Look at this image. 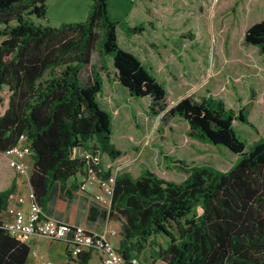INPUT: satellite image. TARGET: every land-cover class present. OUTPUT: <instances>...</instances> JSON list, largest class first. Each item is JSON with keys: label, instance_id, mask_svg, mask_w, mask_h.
<instances>
[{"label": "trees", "instance_id": "trees-1", "mask_svg": "<svg viewBox=\"0 0 264 264\" xmlns=\"http://www.w3.org/2000/svg\"><path fill=\"white\" fill-rule=\"evenodd\" d=\"M48 1L0 0V264H27L32 251L2 221L18 180L5 154L23 136L34 162L31 201L46 218L53 197L60 192L71 199L90 171L99 180L115 176L111 207H100L122 222L118 252L127 264L146 250L151 264H264V105L257 108L256 92L239 111L212 97H187L169 110L188 124L190 139L239 157L228 171L160 152L170 168L187 174L184 181L165 180L149 169L133 177L122 172L128 150L116 145L112 114L99 99L105 78L113 76L132 98L149 101V116L168 109L163 83L119 42L120 30L130 39L146 26L112 22L108 0H89L83 22L37 25L34 18H46ZM181 38L193 41L194 33ZM243 44L264 59V19L246 31ZM97 45L100 67L93 63ZM148 45L162 59L160 45ZM236 122L261 138L249 146ZM94 253L74 258L67 249L66 264H90Z\"/></svg>", "mask_w": 264, "mask_h": 264}, {"label": "crops", "instance_id": "crops-1", "mask_svg": "<svg viewBox=\"0 0 264 264\" xmlns=\"http://www.w3.org/2000/svg\"><path fill=\"white\" fill-rule=\"evenodd\" d=\"M58 1L62 2V4L67 2V0ZM142 1L145 2L142 8L147 16L140 20V22H133L131 25H139L140 23L146 26V31L144 34L134 36L130 39L122 35L123 43H120V45L125 50L137 56V53H140L141 57H143L141 48L151 51L153 49L149 47L148 43H155L154 40H149L148 34L162 31L163 36L158 39L162 59L158 56L160 61L157 62V65L161 72V78L163 77V79H166L169 83V87L166 89L168 109L157 117L149 116L147 114L149 101H138L132 98L129 93L117 83L113 76L110 79L105 78L103 93L101 95V97L104 94L106 96L104 103L106 108L104 109L110 113L112 111L117 117L115 122L113 121L115 123L116 145L119 147L125 146L126 148L124 149L128 150L120 161L121 169L123 168L122 172L129 173L133 177L141 175L145 167L144 165H146V169L154 173L156 172L152 168H158L160 166L161 168L164 167V171H166L165 169L168 171L172 169L164 156L160 155V152H163L165 156L173 158L172 155L175 153L174 147L176 146V142L179 141V138L185 140L187 145L190 146L198 142L190 139L188 135L184 136L185 132L189 131V126L186 122L169 114V110L181 100L187 97H192L196 100L202 97H212L230 102L229 105L226 103L228 108L236 105L235 111H239V109L249 101V95H245L244 101H238V89L242 90L245 85L250 87L251 82H255L260 88V93L256 91L257 108L264 105V84L263 87L261 86L262 82L264 83L263 57L259 55L260 57H258L256 63H252L247 58H237L233 55H229L228 50L225 48V43H223L220 50L216 48L215 43H217V35L215 31L217 29H213L215 26V24L213 25V20H217V25H220V0ZM245 1L254 2V0ZM131 2L133 1L131 0ZM237 3V12H240L242 7L239 6V2ZM147 9L150 13H147ZM237 12L235 14H237ZM108 13L110 15L109 0ZM133 14V11H131L128 17L132 18ZM85 15L87 18L88 13ZM65 23L67 22H62V24ZM150 23L153 24V28L149 25ZM62 24H60V26ZM194 25L197 31L194 33V40L182 39L181 34L187 33L188 31L193 32ZM252 25L253 24L250 23L244 26V35ZM120 31L118 32L119 42L121 39L120 33L122 32ZM145 36L146 38H144ZM214 39L215 42H213ZM199 42H202V46ZM182 46L184 50L181 49ZM244 50L247 51L246 49ZM164 51L172 53L169 58L170 63H177L176 60H179L177 65L180 67L178 71L181 77H178V75L168 70V63L164 56ZM152 54L155 55L153 52ZM184 56V60L186 61L185 65L182 64ZM138 57L140 58V56ZM140 59L145 65L143 58ZM96 64L97 67H100L101 61L99 60ZM161 78L157 77V79L163 83ZM229 80H232L233 84H231ZM124 101H127V104H125ZM179 131L182 132L180 137L178 136ZM253 131L257 136L254 137V141L257 142L261 136L255 130ZM162 132L164 133L163 139L159 136L162 135ZM162 145H165L166 148H160ZM201 147L206 148V146ZM133 148H138V152H135ZM6 158L8 159V157ZM238 158V156L234 157V161L237 162ZM152 159L158 164L157 167L150 162ZM160 159L162 163L159 161ZM17 161L23 166L24 171L22 173L16 171L18 173L17 187L12 196L24 197L26 203L23 207L25 210H28L32 197L29 179L33 171L34 162L31 156L17 159ZM165 162L166 165H163ZM235 162L225 165V171H228ZM191 165H194V163H191ZM26 167H29L28 170ZM184 175L187 174L184 173ZM78 179L83 181L84 177L79 176ZM82 185H86V189L80 190L71 199L65 198L60 192L57 193L47 205L45 210L47 216L58 221L82 226L89 231L104 234L111 240L115 248L119 249L122 244V222L115 218H107L100 205L96 202L95 197L100 194L98 177L95 174H91L90 171V177L84 181ZM3 218L7 220V217L4 216ZM111 231H116L118 235L112 236ZM159 240L163 244L165 243L163 239ZM56 242L59 243L61 241H51L43 237L30 239L27 243L30 245L32 251L27 264H35L31 258L39 256L41 251L46 254V261L51 260L49 255ZM67 249L68 246L66 245V253ZM149 254L150 251L146 250L141 255V264H146L147 259L150 258L148 257L150 256ZM96 255L100 263L103 264L100 256L98 254Z\"/></svg>", "mask_w": 264, "mask_h": 264}, {"label": "rangeland", "instance_id": "rangeland-1", "mask_svg": "<svg viewBox=\"0 0 264 264\" xmlns=\"http://www.w3.org/2000/svg\"><path fill=\"white\" fill-rule=\"evenodd\" d=\"M110 2V15L109 18L112 22H120V21H126L132 24L133 22H140L146 15V12L143 11L142 6L145 4L142 0H137L136 2H131V0H109ZM239 6H241L240 12L238 11V3ZM62 6H61V5ZM86 4V5H85ZM89 6L90 2L89 0H67L66 3L62 4V2H59L58 0H49L47 2V8H48V14L45 19H37L34 18V22L37 25L42 26H51V27H59L62 22H83L86 20V15L89 12ZM219 22L220 25H217V20H213V25L215 24L213 29H217L215 31L216 37V48L217 50H220L222 48L223 43H225V48L228 50L229 55H233L237 58H247L252 63H256L259 54L257 52V49L255 47H249L245 46L242 42L244 33L243 28L247 24H255L257 22H260L264 19V0H254V2H247L245 0H220L219 1ZM133 11V17L130 18L128 15L130 12ZM237 12V14H235ZM144 22V21H141ZM140 24V23H139ZM147 24V23H146ZM226 29V30H225ZM121 32V31H120ZM196 26L193 27V33H196ZM222 32V33H221ZM121 34L120 43H123V36L125 37V34L123 32ZM123 35V36H122ZM149 40H154L156 44L159 45L158 39L163 36L162 31H158L155 33H150ZM211 36V33H210ZM146 38V36L144 37ZM215 42V39L213 40ZM202 46V42H199ZM99 48L100 45H97V50L93 55V63L96 64L98 61H101V58L99 56ZM183 49V46L181 47ZM246 49L247 51H245ZM184 50V49H183ZM244 50V51H243ZM141 51L143 53V57H141L140 53H137L140 58H143L145 61V67L148 69H151L152 72L159 78H161V72L158 69L157 62L160 61L158 57V53L155 50H143L141 48ZM155 53V55L152 54ZM161 52V51H160ZM172 53H169L167 51H164V56L167 60V68L170 72H173L174 74L178 75V77H181L179 75V69L180 67L177 65L179 63V60H176L177 63H170L169 58ZM185 56L183 57V65H185L186 61L184 60ZM262 62L264 63V59H262ZM162 82L164 83L165 89H168L169 83L166 79L161 78ZM230 81V80H229ZM231 84H233V81H230ZM262 82V87H263ZM258 91L260 93L259 85H257L255 82H251L250 87L247 85L243 86V89H238V101H244L245 95H249L250 91ZM106 100L105 94L99 99V102L103 108H106L104 106ZM225 104L228 105L230 102L224 101ZM125 104H127V101H124ZM232 109L236 110V105L231 107ZM113 121L116 120V115L111 111ZM115 124V123H114ZM235 129L238 132V134L245 139L249 146H252L254 144V137H257L255 132L247 125L241 124L236 122ZM131 130V129H130ZM181 131H179L178 136H181ZM116 134V133H115ZM162 135H159L162 139L164 138V133H161ZM188 135V132H185L186 136ZM206 146V148H202L201 146ZM160 148H166L165 145H162ZM192 149V150H191ZM175 153L172 155L174 159H180L183 160L189 164L194 163V165H211L215 167L216 169L220 171L225 172V165L233 164L234 157L237 155L231 153L229 150H227L224 147H215L209 144H204L200 142H196L193 146L187 145V142L183 139L179 138V141L176 142V146L174 147ZM193 151V152H192ZM167 153V152H166ZM162 163V160H159ZM150 162L157 167V163L154 159L150 160ZM236 163V162H235ZM234 163V164H235ZM163 165H166V162L163 163ZM162 165V166H163ZM144 169H146V165H144ZM29 167H26L28 170ZM163 168V169H162ZM158 167V168H152L159 177L164 178L168 181H173L176 183H180L184 181L187 177V175H184V173L179 172L177 170L170 169L169 171L165 169L164 167ZM123 169V168H122ZM31 170V167H30ZM66 243L65 242H56L54 243V248L52 249L50 253L51 260L46 261V254L44 252H40L39 256L32 257V261H34L35 264H66L68 262L67 256H66ZM144 253V252H143ZM150 255V254H149ZM150 257V256H148ZM150 258L147 259L146 264H151ZM90 264H101L98 256L94 254L93 259ZM155 264H164L163 262L159 261Z\"/></svg>", "mask_w": 264, "mask_h": 264}, {"label": "built area", "instance_id": "built-area-1", "mask_svg": "<svg viewBox=\"0 0 264 264\" xmlns=\"http://www.w3.org/2000/svg\"><path fill=\"white\" fill-rule=\"evenodd\" d=\"M5 156L8 157L11 167L18 173H22L24 171L23 166L17 159L31 156L25 137L23 136L20 143L11 148ZM91 174L94 172L91 171ZM98 185L100 194L95 197V200L101 207L109 209L114 193L115 176L106 180L98 179ZM85 189L86 185H82L81 190ZM25 203L24 197L11 196L8 207L2 216L4 228L21 242L27 243L32 238L43 237L51 241L65 242L68 251L74 258L84 251L92 250L100 256L103 264H127L106 235L89 231L79 225L46 218L39 205L31 200L29 209L25 210L23 207ZM4 216L7 217V220H4ZM111 235L117 236L118 233L111 231ZM128 264H141V262L134 258Z\"/></svg>", "mask_w": 264, "mask_h": 264}]
</instances>
